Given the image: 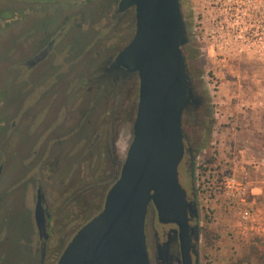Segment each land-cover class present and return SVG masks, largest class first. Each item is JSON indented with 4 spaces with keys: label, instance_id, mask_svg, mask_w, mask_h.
<instances>
[{
    "label": "rangeland",
    "instance_id": "1",
    "mask_svg": "<svg viewBox=\"0 0 264 264\" xmlns=\"http://www.w3.org/2000/svg\"><path fill=\"white\" fill-rule=\"evenodd\" d=\"M61 1L62 9L48 7L30 16L26 13L18 25L12 19L6 21L0 17V110H8V118H17L31 107L30 102L33 105L24 116L22 127L11 138L4 139V127L0 128V156H5L0 167V237L5 236L0 242V255L5 258L0 264H38L31 222L32 179L40 169L43 156L32 147H42L46 142V176L50 175L52 187L61 191L67 186L65 182H75V159L69 155L77 143V136L72 135L73 124L83 125L84 120L86 125H91L101 107L97 93L88 92L77 100L71 93V85L75 79L83 81L90 59L100 48V40L106 39L109 25L107 19H100V14L109 4L94 0L93 4L85 3L75 9ZM181 2L189 37L183 50L196 90L204 98L200 108L184 113V132L198 142L197 164H217L247 183L246 202L235 194L200 190L199 264H264V29L259 27L255 13L246 8L238 11V45L231 46V54L223 59L217 46L206 38L201 8L193 0ZM77 10V24L64 35L51 61L43 62L26 77L15 69V61L42 48L50 37L48 32L53 30L54 34L68 21L65 15ZM70 20L75 22L73 17ZM132 25H135L133 21ZM131 36L126 30L110 41L108 49L121 41L117 46L120 48ZM260 37L263 42L258 40ZM90 51V56L85 55ZM137 92L136 86L129 102L130 120L120 129L121 139L126 138L119 144L121 152L126 151L128 138H133ZM32 114L37 115L38 125L34 128ZM58 136L64 138L62 146L57 144ZM213 152L218 154L217 158H213ZM196 172L197 184L207 185L202 179L207 175L202 168L197 166ZM210 179L216 182L217 177L210 174ZM58 199L56 195L53 203ZM63 202L61 199V206ZM97 205L89 206L87 212H93ZM99 210L101 206L95 212ZM153 217L149 216L147 228L151 260L154 259ZM65 219L57 216L55 224L65 223ZM65 228L61 227L54 237L61 244L68 243L71 237L65 234ZM207 230L214 234L211 241L205 237ZM171 263L180 264L179 258H173Z\"/></svg>",
    "mask_w": 264,
    "mask_h": 264
},
{
    "label": "water",
    "instance_id": "2",
    "mask_svg": "<svg viewBox=\"0 0 264 264\" xmlns=\"http://www.w3.org/2000/svg\"><path fill=\"white\" fill-rule=\"evenodd\" d=\"M130 7L136 31L113 64L140 78L133 140L103 210L78 230L57 264H152L145 231L150 207L160 222L178 226L181 264H199L193 244L198 235L191 225L198 209L180 181L179 166L187 151L184 113L200 108L204 98L183 50L189 37L182 2L120 0V10ZM42 210L39 201L37 222L43 233ZM170 245L158 247L157 258L167 264H172Z\"/></svg>",
    "mask_w": 264,
    "mask_h": 264
},
{
    "label": "flooded vegetation",
    "instance_id": "3",
    "mask_svg": "<svg viewBox=\"0 0 264 264\" xmlns=\"http://www.w3.org/2000/svg\"><path fill=\"white\" fill-rule=\"evenodd\" d=\"M65 1L75 9L79 5L82 6L85 3L93 4L94 2V0ZM97 1L109 4L107 10L100 14V19H107V25H109L105 30L106 39L100 40V48L96 52L97 54L93 55L90 59V62L88 63L89 65L84 71L85 76L83 81L78 82V80L75 79L72 83L71 93L75 95V98L78 100L79 97L88 94V92H95L99 95L97 102L101 103V107L100 111L96 113L95 120L91 122V125H86L84 120H82L83 125H78L77 122L73 124L72 135L77 136V143L69 150V155L73 156L75 159L73 163L75 182H71V180L65 182V185L67 186L61 191L57 188H53L51 185L52 177L50 175L47 177L45 170V166H47L46 142H44V146L42 147H32L36 154L39 153L43 156L41 162H39L40 169L32 179L34 188L31 222L33 227V237L35 239L34 251L36 250L37 259L39 258L38 264H57L67 244L78 230L103 210L108 191L120 176L129 147L133 140V138L132 140L128 138L129 141L126 151H120V142L126 141V138L123 140L121 139L120 129L130 120L132 105L129 102L131 101V94L136 86L138 88L135 109L137 113L140 78L137 72L128 71L122 66L117 67L113 62L120 51L123 50L134 37L136 31L135 9L130 7L125 10H120V0ZM61 2V0H1L0 9L5 8V10L0 13V17L6 21L12 19V22L18 25L23 21V17L26 13L30 16L38 10L43 11L48 7L62 9L60 6ZM110 6H112V10H110ZM78 12L79 10L75 11V15L70 14L67 16L66 14L65 18H68V21L64 25H61L54 34H52L53 30L48 32L50 37L42 48L25 58L15 61L13 64L15 69L19 70L20 73H23L26 77L43 62L51 61L54 55L58 52L62 41L65 39L66 36L64 37V35H67L71 28L77 24ZM72 17L75 18V22L70 20ZM132 21L135 23L134 26L132 25ZM100 30L104 31L103 27H101ZM126 30L132 35L131 39L120 48H117V46L121 41H119L115 47L108 49L110 41L124 34ZM258 40L263 42L262 37ZM92 51L86 52L85 55L90 56ZM1 97L2 93L0 90V98ZM34 103L36 104V101ZM30 106L31 107L28 108L27 111L33 108L32 102H30ZM91 107L94 108L95 106L91 105ZM27 111L24 112L23 115H17V118H8L9 111L0 110V128L3 129L4 127L3 132L6 134L4 139L11 138L20 130L23 125V118L27 115ZM32 116L33 114L31 117ZM36 116L37 115L31 118L33 122V124L31 123L32 128L38 125L35 123ZM59 137L60 136L56 137L59 141L57 144L62 146L65 143L64 138L59 139ZM3 140L1 144H3ZM185 143L187 151L179 166L180 181L187 189L190 202L194 203L198 209L197 216L192 219L191 225L195 227V232L198 235L197 240L193 236V244L199 251V241L201 236V198L199 197L200 194L197 187L198 177L196 169L198 164L196 163V160L198 159V155L195 150V145L198 142L195 139H189L185 134ZM4 158V155L0 156V164L3 162ZM0 167H2V164ZM1 171L0 168V174ZM55 172L57 174V171ZM59 174L63 175L61 172ZM56 195L57 198L60 199H58V202L54 200L53 203L52 199L55 198ZM61 199H64L63 206H61ZM39 201L41 202L43 216L45 218L46 228L43 233L37 222V207ZM96 203L98 205L95 210L100 206L101 210L98 212H95L94 210L93 212L88 213L87 210L89 206H93ZM58 206H61V208L59 209ZM71 206H73L74 211L70 209ZM55 216H65L66 222L64 223L63 221L65 225L63 223L60 224V222L59 225L55 224ZM72 216L74 217L72 218ZM83 216L88 217L82 222L81 220ZM149 216H154L152 218L154 231V259L151 260L152 264L168 263V261H162L157 258L158 247L168 241L171 243L168 260L171 262L173 258H179L181 264V243L178 226L173 223L160 222L158 213H154L150 207L145 227L148 248L149 242L147 228ZM63 226L66 227L65 234L71 237L68 243L61 244L58 237L57 239H54V237L58 236V233ZM55 230L57 234L54 232ZM4 237H0V242L3 241ZM58 247L59 252H57ZM4 258L5 255H0V262H3ZM194 259L195 256L193 255V260Z\"/></svg>",
    "mask_w": 264,
    "mask_h": 264
},
{
    "label": "built area",
    "instance_id": "4",
    "mask_svg": "<svg viewBox=\"0 0 264 264\" xmlns=\"http://www.w3.org/2000/svg\"><path fill=\"white\" fill-rule=\"evenodd\" d=\"M198 7L201 8V14L204 16L202 27L205 29L207 40L210 44L217 46L223 59L226 55L231 54V46L238 45V11L243 12L244 8L256 14V20L259 27L264 29V0H193ZM195 6V8H196ZM241 21V18H240ZM202 23V22H201ZM205 38V39H206ZM218 154L213 152V158H217ZM205 172L207 185L203 183L197 184L200 190H214L221 194H235L240 197L241 201L246 202L247 183L238 179L234 172L226 173L217 164L209 163L198 164ZM200 169V168H199ZM198 171V170H197ZM210 174L217 177L216 182L210 179ZM211 182V183H210ZM242 216H247L242 214ZM249 216V215H248ZM254 216V215H253Z\"/></svg>",
    "mask_w": 264,
    "mask_h": 264
},
{
    "label": "trees",
    "instance_id": "5",
    "mask_svg": "<svg viewBox=\"0 0 264 264\" xmlns=\"http://www.w3.org/2000/svg\"><path fill=\"white\" fill-rule=\"evenodd\" d=\"M208 161H210L211 162V159L210 158H208ZM213 232L211 231V230H207L206 232H205V237H206V239H208V241H211V238L213 237Z\"/></svg>",
    "mask_w": 264,
    "mask_h": 264
},
{
    "label": "crops",
    "instance_id": "6",
    "mask_svg": "<svg viewBox=\"0 0 264 264\" xmlns=\"http://www.w3.org/2000/svg\"><path fill=\"white\" fill-rule=\"evenodd\" d=\"M221 155H223V153H222ZM224 157H226L225 154H224ZM224 157H223V158H224ZM226 164H227V162H226Z\"/></svg>",
    "mask_w": 264,
    "mask_h": 264
}]
</instances>
